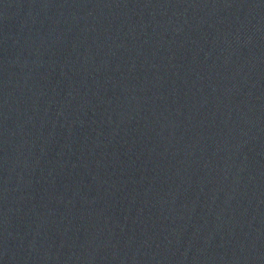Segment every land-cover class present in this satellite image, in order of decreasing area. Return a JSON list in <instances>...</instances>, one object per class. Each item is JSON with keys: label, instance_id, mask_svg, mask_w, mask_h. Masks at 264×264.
<instances>
[{"label": "water", "instance_id": "1", "mask_svg": "<svg viewBox=\"0 0 264 264\" xmlns=\"http://www.w3.org/2000/svg\"><path fill=\"white\" fill-rule=\"evenodd\" d=\"M0 264H264V0H0Z\"/></svg>", "mask_w": 264, "mask_h": 264}]
</instances>
